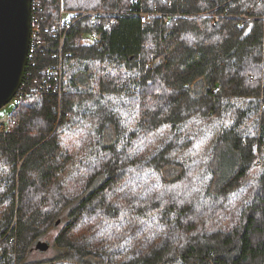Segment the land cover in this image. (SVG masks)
<instances>
[{
  "label": "trees",
  "instance_id": "trees-1",
  "mask_svg": "<svg viewBox=\"0 0 264 264\" xmlns=\"http://www.w3.org/2000/svg\"><path fill=\"white\" fill-rule=\"evenodd\" d=\"M16 99L0 264H264V0H33Z\"/></svg>",
  "mask_w": 264,
  "mask_h": 264
},
{
  "label": "water",
  "instance_id": "water-1",
  "mask_svg": "<svg viewBox=\"0 0 264 264\" xmlns=\"http://www.w3.org/2000/svg\"><path fill=\"white\" fill-rule=\"evenodd\" d=\"M32 4L33 0H0V110L15 99L24 83L32 40ZM35 248L47 251L50 246L39 241Z\"/></svg>",
  "mask_w": 264,
  "mask_h": 264
},
{
  "label": "rangeland",
  "instance_id": "rangeland-1",
  "mask_svg": "<svg viewBox=\"0 0 264 264\" xmlns=\"http://www.w3.org/2000/svg\"><path fill=\"white\" fill-rule=\"evenodd\" d=\"M14 104H15V102H11L6 107L1 109L0 110V117L3 116L4 114H9L13 110ZM185 184L188 185L189 183H185ZM185 184H184V186H185ZM57 233H58V230H52L46 236V238H44L42 240L43 242H46L49 244V246H50L49 250L41 251V250L35 249V251H33L31 253V255L29 256L28 260L30 262H35V261H42L45 259L54 258V257L58 256L60 254V251L55 247V244H54Z\"/></svg>",
  "mask_w": 264,
  "mask_h": 264
},
{
  "label": "built area",
  "instance_id": "built-area-1",
  "mask_svg": "<svg viewBox=\"0 0 264 264\" xmlns=\"http://www.w3.org/2000/svg\"><path fill=\"white\" fill-rule=\"evenodd\" d=\"M61 15H65V13L62 11ZM74 15V14H73ZM77 15H74V17H76ZM67 24V23H66ZM59 26H63L61 25V23L59 22L58 24H56L53 28L54 31L59 30ZM17 96L15 97V99L12 101H16ZM8 122H9V116L8 115H3L0 117V129H6L8 126Z\"/></svg>",
  "mask_w": 264,
  "mask_h": 264
}]
</instances>
